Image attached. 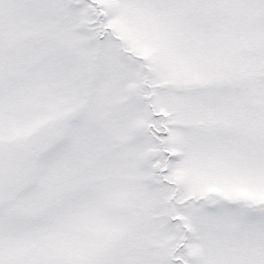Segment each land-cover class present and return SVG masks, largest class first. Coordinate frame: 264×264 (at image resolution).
<instances>
[{"label":"snow or ice","instance_id":"6c2138e0","mask_svg":"<svg viewBox=\"0 0 264 264\" xmlns=\"http://www.w3.org/2000/svg\"><path fill=\"white\" fill-rule=\"evenodd\" d=\"M0 264H264V0H0Z\"/></svg>","mask_w":264,"mask_h":264}]
</instances>
